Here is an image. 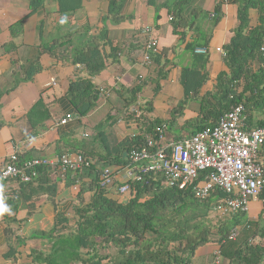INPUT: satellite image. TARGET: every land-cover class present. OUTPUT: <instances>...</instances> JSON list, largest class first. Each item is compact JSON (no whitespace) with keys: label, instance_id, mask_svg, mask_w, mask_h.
Returning a JSON list of instances; mask_svg holds the SVG:
<instances>
[{"label":"crops","instance_id":"crops-1","mask_svg":"<svg viewBox=\"0 0 264 264\" xmlns=\"http://www.w3.org/2000/svg\"><path fill=\"white\" fill-rule=\"evenodd\" d=\"M165 1L157 0V5ZM218 4H221L222 17L214 25V8ZM108 6V0H83L82 7L75 14L64 17L56 0H46L24 20L20 32L12 35L10 27L30 12L29 1L0 0V155L3 159L14 150L23 159L52 158L62 153H76L79 149L88 155L92 152L104 154L108 145L114 146L136 133L137 125L127 121L125 116L137 105H140L141 113V108L148 102L153 107L147 114L148 118L171 120L173 110L184 100V87L180 80L182 70L198 67V56L208 57V78L199 93L175 115L171 126L177 133L190 135L199 125L211 124L219 118L217 111L224 108L218 104L215 106L213 96L216 95L218 75L229 73L224 61V47L239 25L235 0H191L184 15L187 25H182L177 34L169 20L168 10L158 9L148 0H123L124 17L117 22L110 18L104 21ZM249 19L252 27L259 24L256 9L249 11ZM192 23L194 25L188 27ZM105 27L116 51L109 57V66L92 78L101 90L96 108L79 118L65 94L73 79L85 78L88 74L83 65L64 59L71 58L74 52L71 50L81 40L98 35ZM145 27L154 29L160 46L159 53L152 57L151 65H146L143 58L147 40L142 32ZM201 32L208 38L207 48L199 47L190 52L187 45L200 37ZM69 38L72 47L68 45L67 49V44H64L52 55L43 51L44 46H53L57 41L67 42ZM109 47L104 45L102 52L109 55ZM36 59L41 69L26 79V73L31 71L30 63H35ZM253 66L256 67V63ZM137 84L143 85L137 101L126 107L125 90ZM236 88L241 92L242 82ZM38 101L43 105H38ZM245 107L247 128L264 124L263 100L249 102ZM68 116H72L71 120L60 124ZM108 117L114 121L110 126L106 122ZM201 118L206 120L200 122ZM103 128L104 133L99 135ZM67 141L72 146L66 145ZM109 166L116 169L121 164ZM96 172L97 169L70 173L67 180L74 179V185H67V176L58 171L51 174L50 182H55L57 188L53 198L43 194L30 199L35 190L14 179L0 185V264H34L33 251L44 255L52 253L50 235L41 236L40 233L52 231L57 214L66 216L69 226L74 227L76 207L91 201L93 191L89 186ZM116 174V182L108 189V195L125 201L116 192V185L123 182L121 173ZM80 191L81 196H78ZM255 198L250 200V204L256 203L257 213L248 214L251 219H255L263 208L261 201L258 199L257 203ZM66 228L65 232L68 231ZM34 235L36 237L31 238ZM217 247L214 244L199 247L190 264L210 261ZM105 251L103 249L104 254ZM115 257L116 253L108 256L107 263L114 262ZM221 260V264H227Z\"/></svg>","mask_w":264,"mask_h":264},{"label":"trees","instance_id":"trees-1","mask_svg":"<svg viewBox=\"0 0 264 264\" xmlns=\"http://www.w3.org/2000/svg\"><path fill=\"white\" fill-rule=\"evenodd\" d=\"M28 1L30 12L10 27L12 35L20 32L24 20L42 7L46 0ZM56 1L60 6L59 12L64 17L75 14L83 3V0ZM148 1L155 4L158 9L162 7L168 10L175 34L182 25H187L184 23L186 21L184 15L191 0H166L158 5L157 0ZM108 2V14L104 17V21L109 18L114 22L120 21L124 17L122 15L123 0H108ZM235 4L238 5L239 25L234 30L229 44L224 47V61L229 73L224 72L218 75L216 95L213 96L215 106L218 104L224 108L217 111L219 117L238 104H243L246 108L249 102L254 103L259 100L264 102V52L261 50L262 48L264 50V0H235ZM251 9H256L259 13L260 22L255 27L250 25L249 11ZM214 13V25H216L222 17L221 4L215 6ZM194 14V17H197V13ZM188 25L191 27L194 24ZM88 30L86 27V31ZM70 41V38L67 42L57 41L53 46H44L43 51L52 55L54 50L64 44H67L66 47L68 45L72 47ZM207 44L208 38L201 32L200 37L187 45V49L195 52L199 47L207 48ZM104 45L110 46L109 55L102 52ZM67 49L65 48L64 51ZM71 51H74L71 58L64 60L83 65L88 77L73 79L65 97L75 114L85 117L96 108L101 95L100 89L92 78L109 66V57H112L116 48L108 39V29L105 27L98 35L81 40ZM157 54L152 57L154 58ZM61 56L64 58V55ZM196 59L198 67L191 66L182 70L180 80L184 87V100L173 110L171 120L148 118L147 114L152 112L153 107L151 102L145 103L143 107L141 105L140 115L136 116L129 112L128 116H125L127 121H132L138 127L134 135L126 136L114 146L108 145L104 154L92 152V155H88L81 149L76 152L94 161L91 167L84 169L87 171L97 169L95 178L89 186L93 196L88 204L76 207L73 228L69 226V219L66 216L57 214L52 231L40 233L41 236L50 235L53 250L47 255L33 251L34 264H110L106 261L109 255L103 253V249L108 248L116 249V257L111 264H190L196 250L207 244L217 245L213 256L216 251H219L221 258L227 264H264V187L256 196L263 206L261 213L255 219H251L244 212L227 217L219 216L215 208L218 200L225 197L223 193L213 192L210 197L203 200L197 197L192 189L196 182L185 189H179L175 186H166L161 174H146L140 182H129L125 201L110 197L108 189H100L97 184L99 171L103 167L127 163L126 156L130 150L144 144L142 134L156 135L158 128L163 127L166 140L176 141L215 125L217 120L211 124L199 125L190 135L177 133L171 126L175 115L184 108L191 97L199 93L208 78L207 55L198 56ZM37 62L38 59L35 63H30L31 71L26 73V79L41 69ZM255 63L256 67L253 66ZM161 77L164 75L162 74ZM241 82L243 89L237 92L236 87ZM141 87L143 85L137 84L125 90L126 107L137 101ZM41 102L38 101L37 104L43 105ZM202 107L205 109V104L202 103ZM245 112L244 116H246ZM204 120L206 119L201 118L200 122ZM106 122L110 126L114 121L108 117ZM102 125L103 123L98 126V129ZM104 129L99 131V135L104 133ZM66 145L72 146L68 144V141ZM263 154L264 145L260 151V156L264 159ZM19 160L28 159H23V156L19 154ZM99 165L101 167L98 168ZM38 171L39 177L26 184L27 187L35 190V194L30 199L43 194L53 198L57 188L55 182H50L49 176L57 173L58 170L44 165L39 166ZM80 172L82 171L76 173ZM203 174L205 175V172ZM69 175L71 174L66 175L65 180ZM69 179L71 180H67V185L76 183L74 179ZM120 186L119 183L116 185V192ZM78 196H81V191ZM214 211L219 218L212 219L215 218L211 217ZM64 228L68 231L65 232ZM234 228H238L239 235L232 239L230 234ZM35 237V235L31 236V238Z\"/></svg>","mask_w":264,"mask_h":264},{"label":"built area","instance_id":"built-area-1","mask_svg":"<svg viewBox=\"0 0 264 264\" xmlns=\"http://www.w3.org/2000/svg\"><path fill=\"white\" fill-rule=\"evenodd\" d=\"M153 31L152 27L142 30L147 36L143 57L146 65H151L152 56L159 53V42ZM261 50L264 52L263 48ZM131 111L136 116L140 115V105L132 107ZM244 111L243 104L233 106L217 119L213 127L181 140L167 141L163 127L158 128L156 135L142 134L144 144L130 150L126 164L116 169L106 166L98 172V187H112L118 175L116 172H120L123 182L118 194L125 197L129 182H140L146 174H161L166 186L179 189L196 182L192 189L203 200L213 192L223 193L225 197L218 200L215 208L219 216L248 214L250 200L264 187V160L260 156L264 126L247 128ZM75 116L80 118L77 114ZM71 118L65 117L60 124L69 122ZM0 163L2 185L13 179L25 184L33 182L39 177V166H50L66 176L91 167L94 161L81 153L69 152L52 158L20 161L19 152L14 150L5 159L0 155ZM238 235V228H234L230 238L235 239ZM221 263L220 252L216 251L213 258L203 264Z\"/></svg>","mask_w":264,"mask_h":264},{"label":"rangeland","instance_id":"rangeland-1","mask_svg":"<svg viewBox=\"0 0 264 264\" xmlns=\"http://www.w3.org/2000/svg\"><path fill=\"white\" fill-rule=\"evenodd\" d=\"M82 189H84V188H82ZM125 197H122V200L124 199ZM254 201H258V197H256L255 199H254ZM258 203V202H257ZM256 203L255 202H252L251 204H250V210H249V212H248V214L250 215V213L251 214H254V213H257V209H256V207L254 206ZM255 215V214H254ZM227 216H229V215H226V217ZM211 217H215V218H212V219H217V218H219V216L217 215V213H216V211H214L212 214H211ZM114 253H116V249H115V252H114V250L113 249H111V248H108V249H106V251H105V254H107V255H111V256H113L114 255Z\"/></svg>","mask_w":264,"mask_h":264}]
</instances>
